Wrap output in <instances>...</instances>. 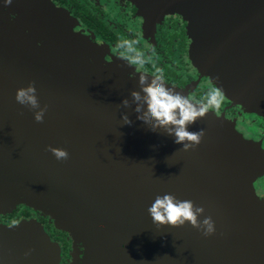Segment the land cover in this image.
<instances>
[{
    "label": "water",
    "instance_id": "95a60500",
    "mask_svg": "<svg viewBox=\"0 0 264 264\" xmlns=\"http://www.w3.org/2000/svg\"><path fill=\"white\" fill-rule=\"evenodd\" d=\"M188 2L192 64L264 116V0ZM33 3L16 19L0 15V213L23 204L48 216L82 245L75 264H264V198L253 187L264 174L260 144L211 112L189 126L205 135L188 151L163 129L151 131L134 104L121 106L139 90V73L106 61L101 46L64 25L52 4ZM33 81L47 105L42 123L15 100ZM49 145L69 158L57 160ZM165 193L203 206L215 233L153 223L147 209ZM0 252L9 264L60 257L34 218L0 224Z\"/></svg>",
    "mask_w": 264,
    "mask_h": 264
},
{
    "label": "flooded vegetation",
    "instance_id": "af4514ba",
    "mask_svg": "<svg viewBox=\"0 0 264 264\" xmlns=\"http://www.w3.org/2000/svg\"><path fill=\"white\" fill-rule=\"evenodd\" d=\"M32 1L43 2L46 7L52 4L61 13L64 25L86 37L90 43L101 46L106 61L125 62L135 72L144 71L149 75L159 68L167 84L181 90L197 105L206 103L209 90L217 88L207 76L200 74L190 59L186 10L191 4L188 0H12L8 5L0 0V15L3 13L9 19H16L20 8L27 7ZM35 2V7L40 8L41 5ZM125 39L138 40V48L153 55L155 67L150 63L141 69L122 60L123 50L117 48V44ZM223 95L221 107L210 108L209 112L233 125L244 138L258 142L264 150V116L246 111L241 104ZM253 187L255 193L264 198V174L254 179ZM29 218L36 219L49 238L59 245L57 264L80 262L82 245L74 243L66 232L56 229L49 217L39 211L20 204L11 212L0 213V224L12 226ZM4 254L7 252H0V264H9Z\"/></svg>",
    "mask_w": 264,
    "mask_h": 264
},
{
    "label": "clouds",
    "instance_id": "9594fccd",
    "mask_svg": "<svg viewBox=\"0 0 264 264\" xmlns=\"http://www.w3.org/2000/svg\"><path fill=\"white\" fill-rule=\"evenodd\" d=\"M4 3L11 4L12 0H4ZM138 45V40L125 39L117 44V48L123 50L120 57L122 60L131 66L143 69L146 64L153 63V55L146 54L138 48ZM152 52L154 54L155 50L153 49ZM153 67H155L154 63ZM138 73L139 90L133 89L130 93L131 100L123 98L121 106L130 108L134 104L133 110L137 114V119L143 121L153 132L163 129L166 134L174 136V142L181 144L184 151L197 147L205 135L204 129L189 131V126L198 119L205 118L210 108L219 109L221 107L224 100L222 88L210 89L206 103L197 105L182 92L168 87L161 69L156 68V72L152 75L144 71ZM15 100L20 105L34 110L36 122L44 121L47 105L41 107L34 81L18 88ZM121 118L124 124L132 123L127 113H121ZM47 150L57 160L65 161L69 158V153L64 148L49 145ZM147 211L153 223L158 226L180 227L189 223L193 228L200 230L204 236L212 235L216 231L215 222L211 216L204 215L203 206L196 205L192 200H181L172 193L156 195ZM201 216H204L202 220Z\"/></svg>",
    "mask_w": 264,
    "mask_h": 264
},
{
    "label": "trees",
    "instance_id": "16d2710c",
    "mask_svg": "<svg viewBox=\"0 0 264 264\" xmlns=\"http://www.w3.org/2000/svg\"><path fill=\"white\" fill-rule=\"evenodd\" d=\"M15 214V213H14Z\"/></svg>",
    "mask_w": 264,
    "mask_h": 264
}]
</instances>
